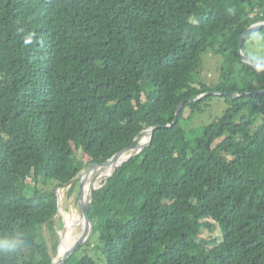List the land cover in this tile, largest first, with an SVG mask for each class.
I'll list each match as a JSON object with an SVG mask.
<instances>
[{
    "label": "trees",
    "instance_id": "trees-1",
    "mask_svg": "<svg viewBox=\"0 0 264 264\" xmlns=\"http://www.w3.org/2000/svg\"><path fill=\"white\" fill-rule=\"evenodd\" d=\"M262 4L0 0V235L29 245L0 264H51L44 226L79 154L103 164L154 126L151 147L94 192L92 236L66 264H264V93L250 95L264 72L239 53ZM209 51L238 66L215 86L196 74ZM213 91L228 109L210 131L190 127L215 95L192 99Z\"/></svg>",
    "mask_w": 264,
    "mask_h": 264
},
{
    "label": "rangeland",
    "instance_id": "rangeland-1",
    "mask_svg": "<svg viewBox=\"0 0 264 264\" xmlns=\"http://www.w3.org/2000/svg\"><path fill=\"white\" fill-rule=\"evenodd\" d=\"M252 15L256 19L264 18V4L254 8L252 11ZM248 44L249 45L247 46L246 51L251 59H253L254 57L264 59V31L261 33L258 32L254 33L251 41H249ZM233 67H238V66L235 64L226 65L225 58L223 55L209 51V52H205L202 55V66L197 69L196 74L199 75V77L201 78V80H199L200 82L211 86H215L220 82V80H222L221 76L223 75V73H227L229 69ZM239 69L240 68H236L237 72ZM236 78L241 82L243 86L244 75L240 79V74H237ZM219 97L220 96L215 95V97H213L211 100H209L208 102H206L204 105L201 106L200 112L197 113L198 117L193 122V125H190V127H195L196 129V126L202 124L201 127L204 128L203 126L204 124L210 131L216 125L217 119L220 118L223 112L226 111L229 107V105L226 104L224 100H221ZM189 114L190 111H187L186 117H188ZM146 139H148V137ZM80 154L78 160H81L82 167L83 165H86L85 166L86 169L84 170H88V172H90V170L92 169L91 161ZM102 177H103L102 173H99L96 176V179H94L95 182L93 181V183H96L97 181L101 180ZM85 181L87 182L86 179H83L81 181V186H82L81 188L79 187V184H77V188L75 189L72 195L69 194V188H58V190L56 191L59 201V211L56 214L55 218L53 219V223H54L53 230H50L48 225L44 226V236L49 247V252L52 251V248L59 239V235L62 233V231L64 229L66 231V222L70 223L73 220L74 216H75L74 220L78 218L77 199L80 200L82 196L81 190L83 188V184L85 183ZM27 183H28L27 184L28 191L29 189L30 190L34 189L35 187L34 181L29 179ZM54 186H56V183L53 181H49L45 185L40 187V191L41 192L50 191L53 189ZM84 192L83 195L85 198L86 194ZM34 227L36 226L34 225ZM74 229L71 235H73L74 232L79 231L78 227ZM215 234H219V231L218 233ZM215 234H211L209 230H205L202 237L210 238V237H214ZM199 238L201 237H198V239ZM64 239L66 243V237H64ZM85 244L81 245L79 248L85 246ZM80 257H81V253L77 255L76 260L81 259Z\"/></svg>",
    "mask_w": 264,
    "mask_h": 264
},
{
    "label": "water",
    "instance_id": "water-1",
    "mask_svg": "<svg viewBox=\"0 0 264 264\" xmlns=\"http://www.w3.org/2000/svg\"><path fill=\"white\" fill-rule=\"evenodd\" d=\"M264 29V19L263 20H260L258 22H256L255 24H253L246 32L245 34L243 35V37L241 38V41H240V49H239V53H240V56H241V59L243 61V63L247 64V65H250V66H254V63H253V60L247 56L244 51H243V44L245 43V41L247 40V38L249 36H251L252 34L260 31ZM264 72V71H263ZM264 93V90L262 91H257V92H253L251 93L250 95H254V96H258L259 94H262ZM211 95H218V96H222L223 94L221 92H216V91H213V92H210V93H206V94H202L198 97H195L192 99V101H200L202 100L203 98L205 97H208V96H211ZM229 98H239V97H243L245 94H236V93H232V94H226ZM184 104L182 103L178 109H177V112H176V121L178 119V117L180 116V112L183 108ZM176 121L173 123L175 124ZM173 124L171 125H167V126H164V127H171ZM160 128H163L161 126H154V127H150V128H147V130H144L142 131L139 136H137L134 140V142L132 143V145L128 148H126L125 150L117 153L116 155H114L111 159H109L108 161H106L105 163L103 164H99L97 162H92V165L91 166H95V167H105V166H108L109 164H111V162L114 160L115 157H117L118 155H121L125 152L129 153V156L125 157V159L121 160L119 163H117L115 165V169L113 171V173L99 186H97L90 194V197H89V200H88V208H87V212H89V216H87L88 220L90 218V227H89V231L87 232L86 236L84 238H82L81 240H79L76 245L71 249V251L69 252V254L66 256L65 259H62L61 261L57 262L56 258H57V255H58V251L60 249V246L62 245L63 243V235L66 233L65 229L62 231V233L59 235V239L57 240L56 244L54 245V247L52 248V251H50V255H51V259H52V262L51 264H66L67 261L69 260V258L77 251V249H79V247L85 243L88 242V240L91 238L92 236V233H93V229H94V219H93V208H94V192L101 189L104 184L111 178L113 177V175L115 174V172L122 168L125 164H127L130 160H132L133 158L139 156L144 150H146L147 148L151 147L152 145V142H153V137H154V133L156 130L160 129ZM145 132H148L150 134V137H149V141L148 143L141 149L139 148H136V144H137V141L139 140V138L145 133ZM86 165H83V167L81 168V171L80 173L75 177L73 178L69 183L65 184L63 187H60V188H64V187H70L72 186L74 183H78L79 184V187L81 188V181L83 179V177L87 174L88 170H84L86 169L85 168ZM58 190V189H57ZM56 190V191H57ZM58 197V196H57ZM79 205V200L77 199V206ZM80 206V205H79ZM58 211H59V201H58ZM58 213V212H57Z\"/></svg>",
    "mask_w": 264,
    "mask_h": 264
},
{
    "label": "bare ground",
    "instance_id": "bare-ground-1",
    "mask_svg": "<svg viewBox=\"0 0 264 264\" xmlns=\"http://www.w3.org/2000/svg\"><path fill=\"white\" fill-rule=\"evenodd\" d=\"M148 137V139H146ZM150 134L148 132H145L137 141L136 148H143L149 141ZM129 156V153L125 152L121 155H118L117 157L114 158V160L109 164L108 166L105 167H95L92 166V169L90 172H88L83 179H86L87 182L83 184V188L81 190V198L79 200V205H78V218L75 223V216L73 220L70 223L66 222V233L63 235V243L60 246V249L58 251L57 255V262L61 261L62 259H65L66 256L69 254L71 249L76 245V243L84 238L89 231V225L86 222V212L88 208V200L90 197L91 192L99 185H101L112 173V171L115 169V165L119 163L121 160L125 159V157ZM102 173L103 177L101 180L97 181L96 183H93L94 179H96V176ZM82 179V180H83ZM103 180V181H102ZM102 181V183H101ZM95 182V181H94ZM88 183V184H87ZM82 187V186H81ZM85 191V192H84ZM83 192L86 194V197L84 198ZM89 193V194H88ZM79 228V234L76 239L75 232L72 234L74 228ZM81 227V228H80ZM75 230V229H74ZM81 232V233H80ZM66 237V243L65 239ZM68 238V239H67ZM81 238V239H80Z\"/></svg>",
    "mask_w": 264,
    "mask_h": 264
},
{
    "label": "clouds",
    "instance_id": "clouds-1",
    "mask_svg": "<svg viewBox=\"0 0 264 264\" xmlns=\"http://www.w3.org/2000/svg\"><path fill=\"white\" fill-rule=\"evenodd\" d=\"M229 14H235L234 9H229ZM256 71H264V59L253 58ZM28 242L19 233L0 235V257L13 258L27 251Z\"/></svg>",
    "mask_w": 264,
    "mask_h": 264
}]
</instances>
